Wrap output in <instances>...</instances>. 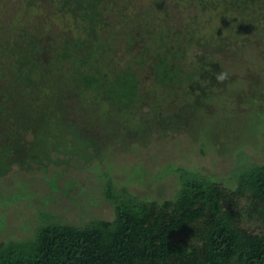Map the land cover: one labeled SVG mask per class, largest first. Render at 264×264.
<instances>
[{
	"label": "trees",
	"instance_id": "1",
	"mask_svg": "<svg viewBox=\"0 0 264 264\" xmlns=\"http://www.w3.org/2000/svg\"><path fill=\"white\" fill-rule=\"evenodd\" d=\"M46 1L72 31L46 18L42 28L6 20L0 29V264H264V163L233 162L217 177L219 166L195 174L128 152L152 136L143 132L147 114L167 106L141 72L166 93L181 90L187 120L210 99L202 82L221 73L215 53L226 50L213 44L216 29L205 38V19L198 20L216 11L220 29L233 14L245 31V18L264 13V0H177L175 15L183 5L194 10L180 24L161 0L159 9ZM111 1L118 14L108 20ZM174 117L160 119L164 131L182 130L185 119ZM120 148L128 155L117 164ZM167 165L175 191L164 195L166 181L153 178ZM98 206L106 219L86 208Z\"/></svg>",
	"mask_w": 264,
	"mask_h": 264
},
{
	"label": "rangeland",
	"instance_id": "2",
	"mask_svg": "<svg viewBox=\"0 0 264 264\" xmlns=\"http://www.w3.org/2000/svg\"><path fill=\"white\" fill-rule=\"evenodd\" d=\"M127 1L133 4L134 9H137L150 4L154 5L159 0ZM161 1L169 9L170 13L175 15L174 12L177 10L174 5L177 0ZM38 2V5L36 4L34 7H27V0H0V29L2 30L1 27H7L2 26L6 20H13L14 22L12 23L15 25L19 24V27L29 25L30 29L33 30L37 25L41 27L43 21L47 19L46 21L50 23L53 29L57 26L64 28L68 32L72 31L74 24L69 18L53 15L48 1L39 0ZM155 7L157 9L160 8L156 4ZM190 10L192 13L194 12L192 8H187V6L183 5L180 6L179 11L182 14L189 15ZM106 14V19L108 20L116 18L118 13L115 1L109 3ZM258 14L255 19L251 17L245 18L243 22L245 31L240 30L241 28L238 27L240 21H232L231 15L233 14L227 17V21H224L220 29L216 27L221 23L220 18L216 17V11L211 13V17L202 15V18L198 20V25L201 26L200 24L203 23L201 21L205 19L202 25L203 28H208L205 38L210 35L211 30L216 29L217 36L215 40L213 39V44L216 43L226 47V50L221 53L223 57L220 56L219 52L218 54L216 52L215 58L220 59V61L216 59L219 69L227 75L222 81H218L216 77H214L215 79L210 77L211 80L209 82L208 79L202 82L205 88L211 86L210 89L212 91L208 92L210 99H207L204 106L201 107L204 108L202 111L199 109L200 107L191 109L192 111L188 115L189 118L187 120L182 112L185 96L181 94V90H178L180 95L178 93H166V90L162 91L158 86L153 85L152 81H149L150 76L145 71L141 72L140 77L145 83V88L156 90L151 92L158 95L159 103L167 106L161 107V112L159 109L157 115L154 113L152 115L147 114V118L143 119V132L149 131L152 136L149 141L144 143H131L130 145L133 147L128 150L129 154L144 155V162L149 165L154 164V160H157V157H163V164L170 161L181 163L178 165V169H184L195 174L200 172L213 174L212 169L219 166L220 171L215 172L217 177L222 174H228L229 170L234 167L233 162L237 164L240 161V165H247L251 162L264 163V13ZM181 15L180 13L175 15L173 23L180 24ZM45 28H48V26ZM12 29H15V26ZM193 91L194 95L192 96L191 94L192 98L189 100L197 99L196 97L198 96L196 95L200 94L201 87H195ZM151 99L154 101L156 97L153 96ZM149 102L150 100L143 103L141 115L149 112L147 107L152 105ZM169 114L173 118L176 115L181 120L185 119L182 123V130L179 127L170 132L162 129L163 126L160 119L169 116ZM201 136L205 137L202 142L199 141ZM119 139L124 140L122 138ZM192 142L196 144L194 145ZM190 145L191 147L188 151H185L182 155V150ZM140 147H144V149ZM213 147L219 151L223 149H227V151L225 150L226 153L221 155ZM127 153L120 148L119 152L117 151L116 153L117 159L113 158V162L118 164V160L127 159ZM162 160H157V166ZM168 165L165 166L162 172L158 171L159 173L153 178L154 181H166L163 183L162 192L163 194L165 193L164 195L175 191L174 180L168 174ZM62 169V166L56 168V170ZM133 169V173L136 174L138 170L136 168ZM68 170L72 171L71 168ZM79 173L81 176L84 175V172L79 171ZM141 178L145 179V176L142 175ZM147 178L150 179V176H147ZM130 185L140 196L144 194L143 189L137 183ZM76 200L78 201L79 197ZM82 203L84 204V202ZM86 208L90 213L96 214L93 216L103 217L106 214L103 208L100 209L99 206L98 209H95L96 207ZM103 218L106 219V217Z\"/></svg>",
	"mask_w": 264,
	"mask_h": 264
},
{
	"label": "clouds",
	"instance_id": "3",
	"mask_svg": "<svg viewBox=\"0 0 264 264\" xmlns=\"http://www.w3.org/2000/svg\"><path fill=\"white\" fill-rule=\"evenodd\" d=\"M226 73L225 72H221V73H219L217 76H216V79L218 80V81H222V80H224L225 78H226Z\"/></svg>",
	"mask_w": 264,
	"mask_h": 264
}]
</instances>
